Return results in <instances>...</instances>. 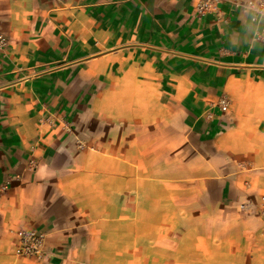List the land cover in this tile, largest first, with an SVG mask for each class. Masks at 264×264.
I'll return each mask as SVG.
<instances>
[{"label":"crops","instance_id":"1","mask_svg":"<svg viewBox=\"0 0 264 264\" xmlns=\"http://www.w3.org/2000/svg\"><path fill=\"white\" fill-rule=\"evenodd\" d=\"M0 31V264H264V15L0 0Z\"/></svg>","mask_w":264,"mask_h":264},{"label":"built area","instance_id":"2","mask_svg":"<svg viewBox=\"0 0 264 264\" xmlns=\"http://www.w3.org/2000/svg\"><path fill=\"white\" fill-rule=\"evenodd\" d=\"M234 6H244L256 15H264V0H229ZM207 7L206 2L197 5V12L201 13ZM256 19V18H254ZM7 36L0 31V53L7 47ZM264 214V208H262ZM45 233L37 230H23L18 233L15 255L19 257L41 258L45 254Z\"/></svg>","mask_w":264,"mask_h":264}]
</instances>
